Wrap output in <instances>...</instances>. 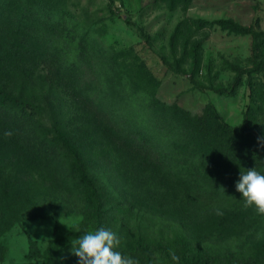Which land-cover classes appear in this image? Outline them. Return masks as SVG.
<instances>
[{"label":"rangeland","instance_id":"rangeland-1","mask_svg":"<svg viewBox=\"0 0 264 264\" xmlns=\"http://www.w3.org/2000/svg\"><path fill=\"white\" fill-rule=\"evenodd\" d=\"M65 4L68 28L55 36L56 52H64L65 60L32 69L13 83L19 92L53 101L58 123L85 137V156L104 198V214L89 215L76 179L56 156L42 154L28 166L0 160V179L10 188L0 192V264H77L69 251L71 241L80 231L97 227L115 231L121 237L120 250L137 257L140 264H152L156 256L161 264H264V215L245 206L220 209L218 215L214 207L192 203L186 185L173 194L168 180L173 172L184 180L191 173L189 163L172 167L174 138L164 125L170 107L201 115L210 105L229 129L242 126L251 102L246 78L233 96L222 91L230 88L238 69L264 60V37L215 26L199 34L187 32L178 51L172 37L185 18L229 19L264 34V0H193L187 10H171L157 0H65ZM196 39L202 41L197 68L189 56ZM82 46L87 59L79 60ZM184 46L188 51L182 61ZM60 66L64 76L55 81L53 74ZM84 96L108 112L117 127L97 122L98 116L84 106ZM18 126L29 134L23 121ZM263 130L264 119L251 137L234 142L241 148L247 141L246 152L256 163H264L258 141ZM145 132L152 139L153 155L148 156L158 151L169 163L150 169L156 165L139 147L127 143ZM31 241L39 256L31 255ZM169 249L180 257L178 262L171 261Z\"/></svg>","mask_w":264,"mask_h":264},{"label":"trees","instance_id":"trees-1","mask_svg":"<svg viewBox=\"0 0 264 264\" xmlns=\"http://www.w3.org/2000/svg\"><path fill=\"white\" fill-rule=\"evenodd\" d=\"M157 1L165 3L171 10H187L193 0ZM67 12L65 0H0V160L16 166H28L42 154L46 157L56 156L66 164L76 179L78 193L87 206L89 215L100 218L104 214L105 202L89 171L85 156V137L76 136L58 123L53 101H43L34 94L19 92L13 83L16 78L26 76L32 69L50 68L65 60L64 52H56L55 36L63 34V30L68 28ZM215 26L237 35H252L255 39L264 37V34L229 19L185 18L173 33V49L178 51L180 40L187 32L199 34ZM201 50V40L196 39L190 44L189 56L195 68L200 65ZM187 51L188 48L185 47L182 61L187 57ZM78 59H87L84 47L78 52ZM71 66L78 68L74 63ZM237 71L235 81L222 93L233 96L243 84V77L246 78L251 102L246 107L239 129L233 130L225 126L210 105L201 115H192L178 107H170L165 112L168 113L165 116L168 125H164L174 138V159L171 165L174 169H179L189 163L191 173L190 179L184 180L180 174L173 172L172 178L168 180H171L175 195L178 194L179 187L186 185V193L192 197V203L226 210L243 207L240 200L242 194L235 189L241 168L257 167L258 170H264V163H256L255 158H249L246 152L247 141L242 142L241 148L234 145L237 140L251 137L252 129L258 128L264 119V60L255 63L252 68ZM55 73V81L64 76L61 66ZM68 74L72 73H65ZM82 102L87 110L98 116L97 122L117 127L111 115L100 110L93 99L84 96ZM22 121L26 129H29V134L19 128L18 123ZM6 132L11 135H5ZM259 134L264 135V130ZM150 136L148 132L142 138L133 135L127 143L133 148L139 147L144 158L151 165H156L150 166V169H157L164 163H169V159L161 156L158 151H154L155 157L148 156L153 155V150L149 147L152 143ZM224 171L231 172L230 176L223 178L225 176H221V173ZM9 189V184L0 179V192H8ZM31 255H40L34 241H31Z\"/></svg>","mask_w":264,"mask_h":264},{"label":"clouds","instance_id":"clouds-1","mask_svg":"<svg viewBox=\"0 0 264 264\" xmlns=\"http://www.w3.org/2000/svg\"><path fill=\"white\" fill-rule=\"evenodd\" d=\"M5 135H11L6 132ZM259 146L264 148V135L258 137ZM235 189L241 193L243 205L254 208L255 212L264 215V170L257 167L241 168ZM216 213L222 214L219 208ZM82 234L71 241L70 253L77 257V264H140L137 257L121 251V237L115 231L106 227L95 230H82ZM172 262H178L180 257L174 249L168 250ZM152 264H161L156 256Z\"/></svg>","mask_w":264,"mask_h":264}]
</instances>
